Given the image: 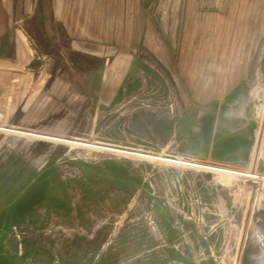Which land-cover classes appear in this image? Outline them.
Here are the masks:
<instances>
[{
    "label": "rangeland",
    "instance_id": "374dc122",
    "mask_svg": "<svg viewBox=\"0 0 264 264\" xmlns=\"http://www.w3.org/2000/svg\"><path fill=\"white\" fill-rule=\"evenodd\" d=\"M256 1L74 3L92 49L32 33L26 4L0 96V264H264V40L232 49L235 19L209 17Z\"/></svg>",
    "mask_w": 264,
    "mask_h": 264
},
{
    "label": "crops",
    "instance_id": "0c3cea01",
    "mask_svg": "<svg viewBox=\"0 0 264 264\" xmlns=\"http://www.w3.org/2000/svg\"><path fill=\"white\" fill-rule=\"evenodd\" d=\"M119 1H137L144 0H0V96L3 97V81H8L9 73V51L13 43H16L17 57L19 56V42H23L20 38V34L26 32L25 27L21 26L20 23L24 22V15L21 12L25 9L26 4H33V18H43V24L33 21L32 33H43V34H64L68 39H73V34H82L79 40H76L81 44V48L92 49L95 44H100L95 42L93 39H89L87 34L89 31L86 26L83 25V18L88 19L89 13L86 15L82 13V5H80V10L76 16L73 14V9L76 8L74 3H98L100 2V9L106 8L107 17L114 18L117 9L115 10V4ZM182 3V8L189 7L190 2H192V10H187V17L200 16V5L197 4L201 0H179ZM232 1V0H229ZM255 1V0H254ZM212 2V0H210ZM256 2L260 3V0ZM264 2V1H263ZM103 3V4H101ZM106 3H111L107 5ZM257 3V4H258ZM264 5V4H263ZM213 5H210L212 7ZM214 10H209V17L214 18L217 21L219 17H228L235 19L231 23L230 31L227 29L225 34H231V37L225 38L226 42L231 43L232 49H257L264 40V10H249V9H229L222 11L216 10V5ZM16 7V25L13 24V11ZM87 7V6H86ZM118 7V6H117ZM227 7V5L225 6ZM40 9V14L37 15V9ZM98 8V6H95ZM42 11V13H41ZM183 13V14H184ZM136 9L133 17H136ZM76 18V26H73V19ZM232 19V20H233ZM82 23V24H81ZM113 23V22H112ZM215 23V22H214ZM226 23V22H225ZM213 27V26H212ZM113 24H111L110 32L112 33ZM214 30L217 34V25L214 24ZM213 31V30H212ZM104 33V30L100 27V34ZM13 35L17 37L14 38ZM218 40V39H216ZM93 41V42H92ZM73 43V41H72ZM234 44V45H233ZM119 45V44H117ZM90 47V48H89ZM137 44L134 42L133 47L128 49L122 48L120 45L117 47L120 50H127L129 54L134 53ZM78 49L80 47H77ZM82 49V50H83ZM126 53V52H125Z\"/></svg>",
    "mask_w": 264,
    "mask_h": 264
},
{
    "label": "bare ground",
    "instance_id": "6f19581e",
    "mask_svg": "<svg viewBox=\"0 0 264 264\" xmlns=\"http://www.w3.org/2000/svg\"><path fill=\"white\" fill-rule=\"evenodd\" d=\"M248 175V174H247Z\"/></svg>",
    "mask_w": 264,
    "mask_h": 264
}]
</instances>
